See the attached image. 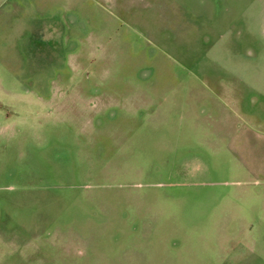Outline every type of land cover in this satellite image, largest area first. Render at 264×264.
Returning <instances> with one entry per match:
<instances>
[{"label":"rangeland","instance_id":"obj_1","mask_svg":"<svg viewBox=\"0 0 264 264\" xmlns=\"http://www.w3.org/2000/svg\"><path fill=\"white\" fill-rule=\"evenodd\" d=\"M0 264H264V0H0Z\"/></svg>","mask_w":264,"mask_h":264},{"label":"crops","instance_id":"obj_2","mask_svg":"<svg viewBox=\"0 0 264 264\" xmlns=\"http://www.w3.org/2000/svg\"><path fill=\"white\" fill-rule=\"evenodd\" d=\"M242 134H244V133H242ZM237 137H238V141H240V142L245 140V136H241V134H238Z\"/></svg>","mask_w":264,"mask_h":264}]
</instances>
